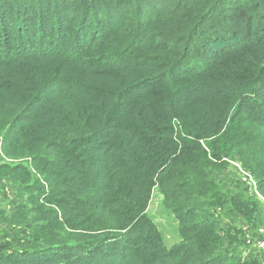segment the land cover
Masks as SVG:
<instances>
[{"label":"trees","instance_id":"obj_1","mask_svg":"<svg viewBox=\"0 0 264 264\" xmlns=\"http://www.w3.org/2000/svg\"><path fill=\"white\" fill-rule=\"evenodd\" d=\"M0 138V264H262L264 0H0Z\"/></svg>","mask_w":264,"mask_h":264},{"label":"rangeland","instance_id":"obj_2","mask_svg":"<svg viewBox=\"0 0 264 264\" xmlns=\"http://www.w3.org/2000/svg\"><path fill=\"white\" fill-rule=\"evenodd\" d=\"M3 132H5V129ZM0 140L3 141L2 138H0ZM25 161H26V165L27 163H30L28 160ZM32 173L37 176L35 171H32ZM37 179H39L40 182L42 181V179L39 177ZM247 186H252L250 178H248ZM18 188H19L18 183L9 181L7 176H2V173H0V216L3 217L2 219H0V238L2 236H12L17 232L16 229L12 228V225L15 223V221L12 219V216H13L15 204L19 202L21 196H24V193L18 196L17 193ZM258 201L260 202L261 219L264 222V198L262 199L258 198ZM147 214L155 223L157 229L159 230L163 238V242L165 243L166 247L168 248L171 247L182 238L181 235L182 230L180 225H178L176 216L174 215L173 211H171L170 209H166L163 206L162 197L158 192H155L153 194ZM216 216L221 225H224L226 223L222 211H218ZM7 217L10 219L11 223L13 224L3 223V220L6 219ZM244 230L247 233V236L250 237L253 235V231L249 230V228H244ZM258 230H259V238H262V240H264V225L258 228ZM252 237L254 238V236ZM254 249H256L257 252L260 253V254L256 253L257 256L255 255L257 259L263 261L264 257L262 258V255H264V249L262 251H259L257 248ZM238 251L244 253L247 251V249L244 246H242L240 249H238ZM262 264H264V261L262 262Z\"/></svg>","mask_w":264,"mask_h":264},{"label":"built area","instance_id":"obj_3","mask_svg":"<svg viewBox=\"0 0 264 264\" xmlns=\"http://www.w3.org/2000/svg\"><path fill=\"white\" fill-rule=\"evenodd\" d=\"M248 243H249V241H248ZM257 246H258L259 248H263V249H264V242H263V241H259V242H257Z\"/></svg>","mask_w":264,"mask_h":264}]
</instances>
